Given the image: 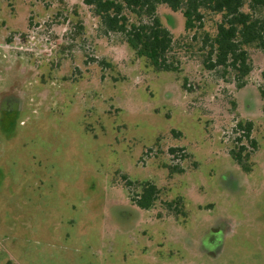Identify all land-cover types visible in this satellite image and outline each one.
<instances>
[{"label":"rangeland","instance_id":"374dc122","mask_svg":"<svg viewBox=\"0 0 264 264\" xmlns=\"http://www.w3.org/2000/svg\"><path fill=\"white\" fill-rule=\"evenodd\" d=\"M0 6L18 27L0 45V264H264V51L246 47L239 89L207 68L211 10L188 32L159 5L180 63L160 72L82 0ZM145 181L151 210L131 201Z\"/></svg>","mask_w":264,"mask_h":264},{"label":"trees","instance_id":"16d2710c","mask_svg":"<svg viewBox=\"0 0 264 264\" xmlns=\"http://www.w3.org/2000/svg\"><path fill=\"white\" fill-rule=\"evenodd\" d=\"M91 7L100 19L106 34L117 33L123 36L125 43L135 52L138 58H144L160 72H178L179 61L170 56L176 41L172 32L163 25L159 15V5H167L173 12H182L185 18V30L195 31L204 27L203 9L222 15L217 26V34L211 38L206 34L204 45L209 47L207 57L208 70L219 67L225 72L232 71L239 89L247 85L245 79L252 72V64L246 47L255 45L264 51V17L257 12L264 10V0H82ZM248 2V3H247ZM248 4L250 12H244ZM264 104V87H259ZM264 112V105H263ZM237 130L244 132V137L252 147H257L251 139L253 123H238ZM239 153L231 151L233 161L245 172L250 173L252 167ZM174 152V149L171 150ZM135 183L129 181V185ZM140 192L131 198L134 205L142 210H151L160 198L161 190L150 181L138 182ZM127 187V189H128ZM129 190V189H128ZM183 202L166 203L170 210L179 213L177 207ZM183 212V211H182Z\"/></svg>","mask_w":264,"mask_h":264},{"label":"crops","instance_id":"0c3cea01","mask_svg":"<svg viewBox=\"0 0 264 264\" xmlns=\"http://www.w3.org/2000/svg\"><path fill=\"white\" fill-rule=\"evenodd\" d=\"M40 9V7H37ZM3 9L0 6V45H7V42L4 44L5 39L12 34V32L17 31L16 24L13 21L12 14L4 10V14L1 13ZM36 15H38L36 13ZM2 50H0L1 52Z\"/></svg>","mask_w":264,"mask_h":264}]
</instances>
